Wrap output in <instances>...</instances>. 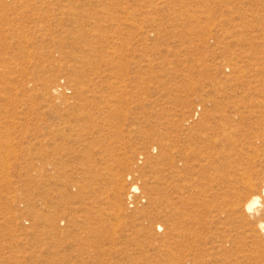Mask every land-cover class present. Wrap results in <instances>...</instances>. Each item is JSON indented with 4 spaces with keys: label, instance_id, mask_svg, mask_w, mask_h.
<instances>
[{
    "label": "rangeland",
    "instance_id": "1",
    "mask_svg": "<svg viewBox=\"0 0 264 264\" xmlns=\"http://www.w3.org/2000/svg\"><path fill=\"white\" fill-rule=\"evenodd\" d=\"M261 141L264 0H0V264H264Z\"/></svg>",
    "mask_w": 264,
    "mask_h": 264
},
{
    "label": "bare ground",
    "instance_id": "2",
    "mask_svg": "<svg viewBox=\"0 0 264 264\" xmlns=\"http://www.w3.org/2000/svg\"><path fill=\"white\" fill-rule=\"evenodd\" d=\"M168 143L169 142H164V144H163L165 164H164V174L162 176L163 192H162V200H161V204H162L161 214L167 223V228H165V232L163 234L164 238H165L164 244H165V251L166 252H169V249H172V247L170 246L171 244L174 246H177L178 241L176 240V238L180 237V234H179V232H177V229H178L179 225L182 223V221H181L182 206H183V203L185 201V196L183 194L184 189H185V185H184V181H183L184 179H183L182 173H183V171L185 172V170L188 171L187 162L185 161V159L183 157L184 154L180 150H178L177 147H175V145L173 146V148H171V146ZM263 145H264V142L261 141V147L260 148L255 147L254 149H251V150L247 149L246 153H248V152L251 153L252 158H253L252 159L253 161H251V159L249 157V155H251V154L248 153L249 154V155L247 154V156L249 157L247 159L248 162H250V163L252 162V164H255L257 162L259 164H261V163L264 164V146ZM230 148L235 150L236 146L233 145V147H230ZM227 152H229V151L222 150V152L221 153L219 152V153L222 155L223 159H225L229 156L227 154ZM176 156L178 159H176ZM250 176H251V173H250ZM250 176L249 177L248 176L246 177V175L244 176V177H246L244 185L246 186V188L249 191L248 198H247L246 202L244 204L243 203L240 204L241 201L239 200V195H236L234 193L232 195L231 199H228V202L230 200L229 204L227 203L228 208L230 207L229 210H227V211L224 210L223 214H226L227 212H230V214L231 213L234 214L236 210L239 213H251L253 210L256 209L257 206H259L260 195H264V188H262L260 193L256 192L253 189V184L251 183L252 178ZM129 189H130V192L134 194V192L137 190V187L133 186ZM199 192H198V194H199ZM132 195H130V196H132ZM221 202L224 203L223 201H221ZM221 210H223V209H221ZM170 226H172V228H169ZM246 226H247V224H246ZM256 226L260 231L264 232V203L261 206V214H260V217L256 221ZM169 236H170L169 239L172 240V243L169 242V240L167 239ZM236 260L237 259H235L234 261H236Z\"/></svg>",
    "mask_w": 264,
    "mask_h": 264
}]
</instances>
